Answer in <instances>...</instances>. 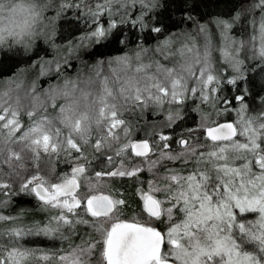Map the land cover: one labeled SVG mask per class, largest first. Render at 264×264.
Instances as JSON below:
<instances>
[{"label":"snow or ice","instance_id":"1","mask_svg":"<svg viewBox=\"0 0 264 264\" xmlns=\"http://www.w3.org/2000/svg\"><path fill=\"white\" fill-rule=\"evenodd\" d=\"M154 7L155 0H97L96 10L89 9L94 28L90 38L97 44L106 41L127 46L117 15L128 17L124 23L130 22L133 28L160 33L161 22L149 25V11ZM253 8L260 10L259 28L264 40V0H258ZM42 16L40 0H0V50L31 43ZM104 16L106 22L100 19ZM186 47L189 54H195L179 65L168 66L158 59L144 63L139 55L135 61L118 58V69L107 75L97 73L98 92L82 91L79 98L60 106L57 117L45 113L37 118L40 105L35 103L36 97L26 105L11 89L0 93V164L19 175L18 170L25 169L29 162L36 163L42 155L59 156L63 152L76 161L71 172L58 182L48 181L37 171L21 184V192L34 194L42 208L59 209V213L43 227L0 233V237H7L0 239V264H33L34 260L37 264L40 260L47 264H264V110L249 111L245 94L219 98V88L209 87L219 81L208 69L207 42L203 56L195 43ZM260 54L264 56V50ZM174 56L172 53L164 59L170 61ZM237 65L233 66L239 72ZM228 83L236 85V79ZM189 92L223 106V112L235 111L237 119L190 129V133L199 132L195 141L191 136L182 137L177 141L181 151L176 153L166 151L171 146L163 143L157 159L150 160V154H156L161 145L149 140L132 141L124 113L165 102L180 104ZM70 95L65 93L66 97ZM22 116H27V124ZM178 119L183 117L176 111L168 117L169 125ZM93 129L99 138L92 146L103 153V167L94 172V179L88 171L91 163L80 162L81 144L91 142ZM121 131L127 143H121ZM159 140L168 141L170 137L160 134ZM113 144H120L115 152L121 159L120 167L105 151V146L111 150ZM73 151L80 155H73ZM133 157L143 158L150 171L157 165L164 168L162 175L153 172L147 192L138 190L142 206H137V214L140 218L146 215V223L136 218L133 222L119 220L118 214L126 206L124 199L92 194L104 177H136L143 171L124 166ZM82 186L87 191L81 193ZM8 219L0 216V220ZM153 222L163 227L150 226ZM77 225L91 231L81 235ZM65 228L80 240L66 255L52 252L37 257L38 249L19 243L25 235L58 234L53 238L68 239Z\"/></svg>","mask_w":264,"mask_h":264},{"label":"trees","instance_id":"2","mask_svg":"<svg viewBox=\"0 0 264 264\" xmlns=\"http://www.w3.org/2000/svg\"><path fill=\"white\" fill-rule=\"evenodd\" d=\"M96 2L97 0H40L43 16L37 35L32 38L31 43L15 46L11 50L5 46L0 50V93L11 89L13 95H19L26 105H31L32 98L36 97L35 103L40 105L37 118L45 113L57 117L60 106L65 105L71 98H79L82 91L98 92L97 73L107 75L112 69H118L120 67L117 63L118 58L127 57L135 61L139 55L146 63L149 58L147 51L163 40L197 33L202 27H208L211 34L217 35L218 24H228L231 26L228 29L222 26L224 32L232 39L241 42L237 48L241 57L246 58L247 63L238 65L239 72H237L221 63L219 59L214 60L212 72L219 83L214 81L212 86L219 88L218 96L221 99L225 96L233 98L245 94L249 111L264 110V56H260L261 51L257 48L259 42L264 43V40L258 33L261 22L260 10L253 8L258 0H155V7L149 11V15L152 16L149 25L161 22L158 25L162 29L160 33L133 28L130 22L124 23L128 19L126 16L115 17L117 24L124 30L127 46L110 44L106 41L97 44L90 38L94 28L89 9L95 11ZM63 5L70 6L62 7ZM100 19L106 22L107 16ZM233 78L236 79V85L228 83V80ZM90 81L96 82L90 83ZM73 83L76 85L75 89L72 87ZM65 93L71 95L66 97ZM186 95L187 99L180 104L165 102L162 106L155 105L161 109L178 107L183 119L176 120L171 127L163 128L164 111L158 113L153 110L155 107L152 105L143 110L124 113L123 118L129 128L130 139L155 141L156 144L161 145V148L156 149L157 154L163 150V143H166V141H158L157 133L163 131L170 137L168 143L171 147L166 151L176 153L181 151L177 141L182 137L188 139L191 136L193 141L196 140L199 132L190 133L189 130L197 124L200 113L208 115L210 123L235 120L233 111L223 112V106L218 107L211 100L201 101L197 94L189 92ZM21 119L23 123H28L27 116H22ZM120 136L121 143H124L125 133L121 131ZM98 138L99 133L93 129L91 142L81 144L83 155L80 162L91 163L88 171L92 179L94 172L103 167L100 164L103 153L97 152L92 146ZM119 145L113 144L111 150L105 146L107 154L114 157L116 167L121 163V159L115 157V150ZM73 155L80 154L73 151ZM142 161L143 158L133 157L132 160L126 161L124 166L129 167L138 163L143 165ZM75 163L71 156L63 152L59 156L42 155L36 163L29 162L25 169L18 170L19 175L8 165L0 164V182L10 185L8 188L0 187V216L11 218L0 220V233L11 229L34 230L38 226L49 224L51 217L57 215L59 211L42 208L41 201L34 194L21 192L22 181L39 171L48 181L56 182L65 173H70ZM167 165L173 166L171 162ZM107 166L111 167V165ZM161 169L162 167L159 166L157 170L161 171ZM149 173L144 168L136 177L102 179L105 184L104 189H101L103 193H113L115 198L126 201L127 205L123 213L118 214L119 220L133 221L136 218L140 223L147 222L146 215L143 218L138 216L137 201L134 197L139 189H144L146 181L151 176ZM79 191L87 190L81 187ZM52 223L55 224V221ZM150 226L163 227L158 222H153ZM86 230L91 231L84 225L76 226V231L81 235ZM63 231L68 239L53 238L58 234H53V237L25 235L19 239V243L27 248L38 249L37 257L41 254L51 255L52 252L63 255L70 252L75 244L80 243L78 236L70 235L66 228ZM33 264L37 262L34 260ZM39 264H47V262L40 260Z\"/></svg>","mask_w":264,"mask_h":264},{"label":"rangeland","instance_id":"3","mask_svg":"<svg viewBox=\"0 0 264 264\" xmlns=\"http://www.w3.org/2000/svg\"><path fill=\"white\" fill-rule=\"evenodd\" d=\"M219 25H221V24H218V27H217L218 34L217 35L211 34L210 30L208 29V27H202V28L199 29V31L197 33H195V32H193V34H191V33L189 34L188 33V34H185V35L174 36L173 38H168L166 40H163L162 42L158 43L156 46H154L153 48H151V49H149L147 51V55L149 56V58H148V62H146V63H149L151 61H154V60L158 59L161 62L168 64V66H172L173 64H177V65L182 64V63L185 62L186 59H188V57L190 55H194L195 54V51L193 53L189 54L188 51H187V47L186 46H189V45H192L193 43H195L198 46V48H199L201 56H203L204 46H205V43L207 42L208 51H209L208 69H209L210 73L213 74V72H212L213 64L212 63L216 59H219V61L221 63H224V64L230 66L235 71L236 67H234L233 65L236 64V62H238V65H243V64L247 63L246 58H242L241 57L240 50H239V48H237L238 45H240L241 42L238 41V40H237L238 41L237 42L235 39H232L231 36L229 37L224 32L225 29L222 26L223 25L225 26L226 24L221 25V27ZM230 27H228V28H230ZM258 33H260V28L259 27H258ZM165 45H166V47H164V53H163V55H161V51H160L161 47L165 46ZM263 47H264V43L259 42V46L257 48H259V50L262 51ZM181 51H183V53H184L183 56L181 55ZM172 53H175V56L173 57L172 60L168 61V60L164 59V56H171ZM249 58H250V56H249ZM67 84H69V83H67ZM73 85H74V83L72 84V87H73ZM68 86L69 85H66V87H68ZM209 87H213L212 84L209 85ZM201 101H203L202 98H201ZM168 104H171V103H168ZM152 106L155 107V105H152ZM152 106H149V107H152ZM160 106H162V105H160ZM153 110H155L158 113L164 111L165 122H164L163 128H165V127L167 128V127H171L172 126V124L174 122L171 123V125H169L168 117L171 114L175 113L176 111H179L178 107H176V108L165 107L164 109H161V107H155ZM233 114L236 116V112L235 111H233ZM235 119H237V116L235 117ZM201 124H211L209 122L208 115H206L205 113H200L198 122L195 125V127L192 128V129H199ZM150 128H151V130H153L152 127H150ZM160 134H165V133H163V131H159L157 133V137L158 138H159ZM158 141H159V139H158ZM124 143H127V141H124ZM119 147H120V145H119ZM115 152H116V150H115ZM159 152L157 154H150L149 159L150 160H156L157 156L159 155ZM168 162L169 161H164L163 164L167 165ZM141 163H143V165L138 163V164H135V165H133L131 167H140L142 169L145 168V170L150 172L149 174H151V176L146 181L145 187L143 189L145 192H147L148 189H149L148 181L153 179V172H157L158 174L162 175L164 173V168L161 165H157L155 169L150 171L149 170V168H150L149 163L145 162L144 159H143V161ZM120 166H121V163H119L117 165V167H120ZM159 166L162 167L161 171L157 170ZM168 167H173V166H168ZM175 167L178 168L179 165L177 164V166H175ZM70 172H71V170H70ZM30 178H28V179H30ZM58 181L59 180H57L56 182H58ZM23 182L24 181H22V183ZM0 184H2V183L0 182ZM104 185H105L104 181L100 180L96 184L95 191L92 194L98 195L99 193H102L101 189H104ZM84 188L87 190L86 187H84ZM81 193H83V192H81ZM156 195L158 196L159 193H156ZM111 196L113 198H115L113 193L111 194ZM158 197L161 198V199L163 198L162 196L161 197L158 196ZM138 198L140 199V194H138ZM141 203H142V201H141ZM56 210L59 211V209H56ZM161 226H163V225H161ZM66 254H63V255H66ZM42 255H45V254H41L40 256H42Z\"/></svg>","mask_w":264,"mask_h":264},{"label":"flooded vegetation","instance_id":"4","mask_svg":"<svg viewBox=\"0 0 264 264\" xmlns=\"http://www.w3.org/2000/svg\"><path fill=\"white\" fill-rule=\"evenodd\" d=\"M165 135H167V134H165ZM168 136V135H167ZM145 140H147V139H145ZM139 141H142V140H139ZM169 141V140H168ZM168 141H166V143H168ZM140 158V157H139ZM99 194H103V195H110L111 196V194H109V193H99ZM138 194H139V192H137L135 195L137 196H135L134 197V200L135 201H137V206L138 205H141L142 206V203H141V200L138 198ZM115 199H117V198H115ZM127 205V204H126ZM146 219V218H145ZM122 221H125V222H133V221H131V220H126V219H123Z\"/></svg>","mask_w":264,"mask_h":264},{"label":"water","instance_id":"5","mask_svg":"<svg viewBox=\"0 0 264 264\" xmlns=\"http://www.w3.org/2000/svg\"><path fill=\"white\" fill-rule=\"evenodd\" d=\"M224 123V122H223ZM143 141V140H142ZM98 195H101V194H98ZM103 195V194H102Z\"/></svg>","mask_w":264,"mask_h":264}]
</instances>
